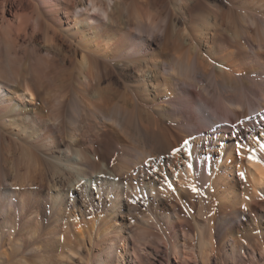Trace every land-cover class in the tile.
Here are the masks:
<instances>
[{
	"label": "bare ground",
	"instance_id": "6f19581e",
	"mask_svg": "<svg viewBox=\"0 0 264 264\" xmlns=\"http://www.w3.org/2000/svg\"><path fill=\"white\" fill-rule=\"evenodd\" d=\"M127 1L13 0L8 9L3 3L0 45L17 52L31 42L44 63L42 70H53L42 81L13 69L9 79L0 67V146H18L17 155L34 164L37 173L19 183L20 167L13 161L9 182V169L0 165V242L12 237L10 229L15 227L6 214L15 206L16 187H47L46 200L63 207L64 194L51 189L59 188L53 176L60 172L50 170L41 151L65 160L77 178L99 183L101 189L103 182L111 183L119 198L125 184L127 192L161 204L156 182L166 173L175 174L173 164L184 149L198 158L204 147L209 149L208 187L216 196L205 221L192 224L177 204H169L167 225L161 230L165 236L156 238L150 228L144 237L147 249L125 231L119 198L111 200L106 215L87 220L74 213L64 231L58 225L44 231L37 207L45 200L38 193L26 220L32 238L48 242L63 234L69 240L74 227L75 254L87 235L99 244L93 264H264V0H157L163 23L155 18L149 22L163 40L137 38L142 44L134 33L141 36L145 25L144 2ZM188 82L205 93L214 87L220 99L209 111L208 127H197L194 133L178 125L181 117L176 118L179 113L175 116L176 107L169 102ZM79 90L85 102L71 96L75 104L68 102V92ZM157 100L161 103L149 109ZM87 110L96 118L94 129L88 128L94 133L89 138L87 123L75 124ZM129 111L132 120L127 118L131 121L126 124ZM116 127L132 143L121 135V158L110 164L119 150L106 139ZM20 204L24 212V198ZM20 241L10 239L16 254L32 250ZM7 254L0 245V264Z\"/></svg>",
	"mask_w": 264,
	"mask_h": 264
},
{
	"label": "rangeland",
	"instance_id": "374dc122",
	"mask_svg": "<svg viewBox=\"0 0 264 264\" xmlns=\"http://www.w3.org/2000/svg\"><path fill=\"white\" fill-rule=\"evenodd\" d=\"M130 1L131 0H128L127 3L130 4ZM4 2H6V8L8 9L12 5L13 0L0 1V16H1V11H3L2 5ZM142 3L144 7L141 10L142 11L141 14L143 15L144 19H146V21H145L144 27L141 30V36L134 33V38L138 40L137 38L146 39L147 37H150L152 38V40L154 41L156 40V42H161L163 40L162 39L163 36L161 35L159 31L152 29L149 21L152 22L151 19L155 18L153 19L155 20L154 22L163 23V19L165 15L162 9L160 8V6L157 4L158 3L157 0H150V1L143 0ZM133 4L134 3H132L131 6L134 9ZM151 10L152 12H150ZM150 31L151 32L153 31V33H151ZM41 42H42L41 38H38L37 39L38 46H40ZM137 42H139L138 44L143 43V41H139V40ZM24 46L22 48H19L17 52H15L11 48H7L4 45H0V67L6 70V73L9 79L12 78L11 70L13 69L14 71L22 70V72L25 74H28L29 72V74L31 73V75L34 76V78L35 77L38 78V80L39 79L41 80L43 77L42 81L44 80L46 81L47 80L46 77L50 76L49 72L50 71L52 72L53 69L45 68L47 69L46 71L42 70L44 69L43 68L44 63L42 61V58L39 57L40 54L37 51V49L34 48L31 42H27V44L25 43ZM198 89L199 88L195 87L194 83L188 82L182 87V91H180L179 95L174 97L175 99L169 98L170 104L173 107H176L174 108V111H175L174 113H176L175 116L179 113L176 116V118L178 116L181 117L179 120L180 121L182 120V121L180 122L178 120L177 122L178 125L181 123L179 126L182 128L184 127L183 130H186L185 128H188L186 130L188 133H192L193 130L195 129L196 130H198L199 128L203 129L205 128V126L208 127L207 117H209V114H210L209 111L211 110L212 112L214 110L213 105L220 102V99L217 97L214 87L211 88L210 91L208 90L209 92L206 91L207 93H205V90L203 89H199V90ZM79 93H81L80 90L77 91L76 94L70 91L67 94V97H69L67 99L72 100L73 98L71 97H74V99L75 98L79 99V101H82V103L85 102L86 98L83 99L84 96L79 95ZM76 99H75V102L77 101ZM71 100H69L68 102L71 103ZM73 101L74 100H72V102ZM160 103L161 102H159L158 100L155 103L150 102V104L148 105L150 107L149 109L157 106V104H160ZM74 104L75 103L73 102V105ZM150 105H152V107ZM201 111L203 112L205 111L204 114ZM46 112L48 114H51V117L53 116L52 118H54L55 114L53 112L51 113V111H49L48 108H46ZM252 113L253 112L249 113L250 117L254 114ZM91 114L92 112L88 110L85 113V115L79 114L80 118L78 116V121L80 122V119H81L82 122L80 123L77 122L75 124L83 125L87 123L85 124L87 125V129L92 128L93 124L95 125L96 123L95 121L96 118H95V115L92 116ZM88 115L90 116L88 117ZM82 116L83 118H81ZM85 116H87L89 119ZM125 117H126L124 118L125 123L128 124V121L130 119L132 120V113L130 111L128 113L126 112ZM86 118L87 120L84 122ZM127 118H130V119L126 120ZM88 122H90L91 124H88ZM167 122H168L167 123L168 125L170 126L172 125L171 123H169V121ZM102 123H100L101 126H103V124L105 123L104 125L110 127L109 123H106L105 121L103 124ZM79 125L77 127H79ZM88 125H90V127ZM92 129H94V126ZM92 129H88V131H86L87 133L85 132L86 135L89 132L91 133L93 131ZM183 130H182V133H183ZM196 130L194 132H196ZM90 133L86 136L87 138H89L90 136L91 137L94 136L93 132H92L93 135L92 134L90 135ZM124 134L125 133L120 128L116 127L114 132L109 133V136L111 138L107 135L108 137L106 139V142L112 144V146L115 149H117L116 152H118L119 150V152L117 153V157L114 159V161L112 160L111 162L109 160L110 164H114L116 160L119 161L121 158L120 156L121 149H118L119 145L122 142L120 140L123 139L121 137L125 136L124 137L125 143H129V144L132 143L131 140H129V138H126L127 135L126 134L124 135ZM121 135H124V136H121ZM188 139L189 137L187 138V140L186 139L184 140L188 141ZM185 141H184V145H186ZM133 146L137 147L138 145L136 143H133ZM64 149L66 150V146L64 147ZM132 150L134 151V149ZM183 151L184 152L186 151V154ZM183 151L180 154V157L178 158V160L173 164V167L175 169L174 171L175 174L171 175V173H166L165 176H163L162 178H160V180L156 182L157 194H159L160 198L164 200L163 203L161 202V204L156 201H153V198L151 199L152 202H149L147 201V198L143 197L141 194L137 196L136 194H134L133 192L129 190L127 192V187L125 184L122 185L123 186L122 188H124V193H122V197L119 198L116 195L114 186H112L111 183H107L106 181L103 182L104 188L101 189V186H99V183L93 182L91 180H89L88 182L83 177L77 178L76 173L73 174L74 173L73 170L69 169L67 164H65V160L63 159L58 160L53 155H49L41 151L39 154H41V156L44 159L48 160L51 163L50 168L52 169L50 170L54 169L58 173L60 172L59 174H57V176L56 175L53 176V178L58 179L57 182H59L60 184L59 188L56 189L53 187L51 189L54 192L59 190L61 194H64L65 197L63 200V203H64L63 207H53L52 202H49L48 200H46V195L48 192L47 187H44L43 189L42 187L39 188V184H33L35 187H33L32 185H27V186L25 185L24 188L16 187L18 189V192H17L18 194L16 197H13L12 199V201L15 203V206H13L14 208L11 212H8L6 214V219L10 221V223H12L15 227H12L10 229V231L12 232V237L6 235L3 238V242H0V245L1 246L3 245V248L6 250V253H8L5 256L2 264H24V261H27L29 264H93L94 261L96 260L99 254L100 247H99V244L88 235L86 236L83 242V245L81 246L82 249L80 248L79 254L74 253L73 250H75L76 248L75 242L77 241V235H76L77 230L74 227H71V230H70L72 231L70 233H74V235L69 240L64 238L63 234L57 237L56 239H52L48 242H46L45 240L39 241V240H35V238H32L31 225L27 224L26 220L28 218L27 217L28 213L30 212V209L32 208L29 206L34 203L36 196H38L37 195L38 193L42 194V197L45 200L41 207H37L42 211V220L44 219L42 227L44 231L46 229H50L51 227L55 225L60 226L62 231H64L66 223L67 222L70 223L71 222L70 220L74 218V213L78 215H82L87 220H90L96 216L106 215L108 211H110L109 208H110L111 200L116 199L117 201L118 198H119V201H121L120 212H121V215L123 214L122 221L124 222V227H126L125 231L128 234L132 233L135 239H138V241L139 240L141 241V243L140 241L139 242L137 241L138 243L140 244L144 243L142 244L143 247H147V246H144L145 245L144 237L148 235L150 228L152 231H154V235L156 238H163L165 236L164 232L161 230H163L167 225V219L165 218V214L169 212V210L167 209V207H171L169 204H173V203L177 204V207H179V210H181L182 215L183 216L185 215L184 217H186V219L190 221V223L192 222V224H195L196 221L198 220L205 221V219L210 215L209 214L210 207H213V204L216 202V196L214 195V191L210 192L209 187H208L209 180H208L207 155L206 154L209 153V149L208 148L205 149L203 147V149H201L200 151V154L198 155L199 156L198 158H196L195 152L187 151L186 149H184ZM18 152H19V148L15 144H13L12 146H9L7 143H4V146L3 145L0 146V165L3 167L5 166L6 170L9 169L8 170L9 182L13 181V178L11 175L12 173L11 166H12L13 161L18 163V166L20 167L19 175L23 179L20 178L19 183H21V181L24 182V180L29 181L33 179L34 176H32L33 178H29V176L31 175H37L36 171H34L35 170L34 164L32 165L31 163H29L24 157L20 155L18 156L17 155ZM211 155H212L211 156L212 160H214L217 157V154L215 152L212 153ZM30 166L32 167V169ZM28 169L31 171L28 172L29 171ZM64 170H68L70 172L68 171L65 172ZM25 176L26 178L28 176L29 179L28 178H27L28 180L24 179ZM51 180H52V176H51ZM47 185L50 186L51 185L50 182H48ZM6 186L8 187L10 185L7 184L5 185V187ZM10 187H11L10 189L12 190L14 189L13 187L15 186H10ZM183 187L184 189L182 190ZM193 189H195V191ZM22 198H24L25 201L27 202V208L24 210V212H22V206L20 204ZM154 216H156V219H154ZM4 230H7V229L3 228L2 231ZM15 238H18L19 240H21L20 241L21 244L25 246H29L32 250L29 251L28 253H25L24 255L16 254L15 248L13 247V245H11V242H10V239L13 240ZM147 249H150V248L147 247ZM111 264H118V263H116V261H111Z\"/></svg>",
	"mask_w": 264,
	"mask_h": 264
},
{
	"label": "snow or ice",
	"instance_id": "6c2138e0",
	"mask_svg": "<svg viewBox=\"0 0 264 264\" xmlns=\"http://www.w3.org/2000/svg\"><path fill=\"white\" fill-rule=\"evenodd\" d=\"M185 143H187V141H185ZM190 167H191V165H190ZM194 191H195V189H193Z\"/></svg>",
	"mask_w": 264,
	"mask_h": 264
}]
</instances>
